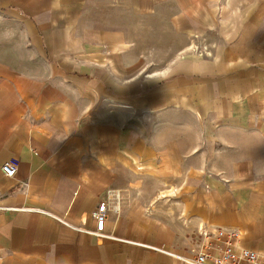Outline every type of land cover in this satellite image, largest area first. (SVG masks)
Wrapping results in <instances>:
<instances>
[{
  "label": "crops",
  "instance_id": "1",
  "mask_svg": "<svg viewBox=\"0 0 264 264\" xmlns=\"http://www.w3.org/2000/svg\"><path fill=\"white\" fill-rule=\"evenodd\" d=\"M153 1L0 0V264H189L218 227L264 254V128L251 111L200 126L206 70L175 68V36L144 47L110 15ZM254 88L232 103L254 106ZM112 194L124 215L105 231L122 239L96 241L90 213Z\"/></svg>",
  "mask_w": 264,
  "mask_h": 264
},
{
  "label": "rangeland",
  "instance_id": "2",
  "mask_svg": "<svg viewBox=\"0 0 264 264\" xmlns=\"http://www.w3.org/2000/svg\"><path fill=\"white\" fill-rule=\"evenodd\" d=\"M151 4L158 7L116 9L110 15L113 20H126L119 27L129 36H143L144 47L151 41L157 44L161 36H175V68L186 64L206 70L197 73L205 82L193 92L205 114L200 126L234 127L237 123L232 118L251 111L254 123L247 127L264 128V0H159ZM132 16L137 18L133 23ZM252 79L255 88L249 93L254 106L247 108V96L243 105L237 100L232 103ZM198 244L193 238L188 251H195Z\"/></svg>",
  "mask_w": 264,
  "mask_h": 264
},
{
  "label": "built area",
  "instance_id": "3",
  "mask_svg": "<svg viewBox=\"0 0 264 264\" xmlns=\"http://www.w3.org/2000/svg\"><path fill=\"white\" fill-rule=\"evenodd\" d=\"M41 137L51 138V132L39 125L32 126ZM19 167V161L10 158L1 166V171L8 177H13ZM114 200L110 207L109 202ZM122 207L119 203L118 194H112L107 199L100 200L90 213L94 223L92 229H85L95 237L96 241L108 236L112 239H122L112 233H106V222L110 214L123 217ZM201 241L195 251L186 257L189 264H264V254L242 245V232L236 228L218 227L213 231L199 233ZM139 243V242H135Z\"/></svg>",
  "mask_w": 264,
  "mask_h": 264
},
{
  "label": "bare ground",
  "instance_id": "4",
  "mask_svg": "<svg viewBox=\"0 0 264 264\" xmlns=\"http://www.w3.org/2000/svg\"><path fill=\"white\" fill-rule=\"evenodd\" d=\"M122 212L124 213V209L122 210Z\"/></svg>",
  "mask_w": 264,
  "mask_h": 264
}]
</instances>
